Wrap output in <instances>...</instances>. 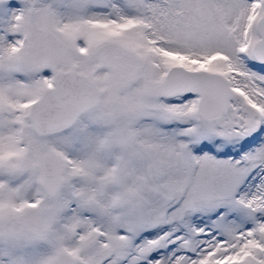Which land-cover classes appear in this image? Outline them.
Wrapping results in <instances>:
<instances>
[{"label": "snow or ice", "instance_id": "snow-or-ice-1", "mask_svg": "<svg viewBox=\"0 0 264 264\" xmlns=\"http://www.w3.org/2000/svg\"><path fill=\"white\" fill-rule=\"evenodd\" d=\"M0 264H264V0H0Z\"/></svg>", "mask_w": 264, "mask_h": 264}]
</instances>
